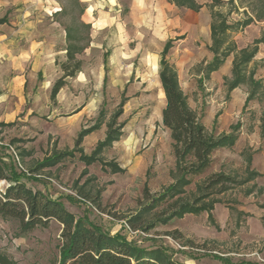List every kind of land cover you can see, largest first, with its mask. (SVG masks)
<instances>
[{
	"label": "rangeland",
	"instance_id": "374dc122",
	"mask_svg": "<svg viewBox=\"0 0 264 264\" xmlns=\"http://www.w3.org/2000/svg\"><path fill=\"white\" fill-rule=\"evenodd\" d=\"M249 3L222 0L212 4L230 26L227 39L235 51L209 77L204 71L212 58L209 8L197 15L205 23L196 30L195 39L184 45L177 42L168 54L188 105L206 130L216 137L229 134L230 126L238 123L239 127L234 145L213 152L204 173L188 175L190 184L179 195L151 208L144 189L157 198L178 178L169 131L161 122L165 98L154 72L162 38L181 32L173 25V17L166 16L159 30L135 25L119 33L112 27L95 34L90 28L89 41L80 43L85 49L76 56L82 63L81 73L66 79L52 102L50 89L62 76L56 63L65 61L62 28L77 27L80 38L87 36L81 26L84 5L79 0H0V19H5L1 33L7 45L0 56V160L6 174L31 191L58 200L75 219H85L132 247L158 249L173 264H222L221 258L264 264L263 44L245 69L261 84L257 95L243 107L247 86L228 93L225 84V79H231L234 54L251 47L264 32V22L240 27L248 17L242 6ZM127 6L117 8L122 20L128 15ZM131 15L136 24L139 14ZM106 55L107 82L102 89ZM132 70L134 76L124 86L121 78ZM123 95L126 101L117 119L120 139L111 147L97 149L93 162L86 165L80 155L91 156L104 140L106 125ZM82 107L84 113L77 117ZM99 120L100 128L84 137L75 150L78 133ZM57 155L61 159L50 164ZM192 162L187 159L184 166ZM112 163L123 172H112ZM218 173L240 185L220 195H202L203 181ZM8 184L0 181V190ZM175 201L197 208L199 214L171 218ZM61 229L52 220L45 228L21 233L16 221L0 217V254L14 264H59Z\"/></svg>",
	"mask_w": 264,
	"mask_h": 264
},
{
	"label": "trees",
	"instance_id": "16d2710c",
	"mask_svg": "<svg viewBox=\"0 0 264 264\" xmlns=\"http://www.w3.org/2000/svg\"><path fill=\"white\" fill-rule=\"evenodd\" d=\"M164 1L177 8H185L194 12H198L201 8L195 0ZM221 1L211 0V4L207 6L211 11V46L209 51L213 57L205 65L206 78L211 73L216 72L235 51L233 43L228 42L227 39L230 26L221 13L213 10L214 5L212 4ZM249 2V5L242 6L248 17L241 22V28L247 27L252 22H264V0H249ZM228 3H233V0H228ZM82 13L83 8L81 7L80 15ZM3 23H5V19H0V24ZM81 26L87 30L85 38L79 37L77 27H66L64 29L66 46L63 51L65 52V61L60 64L56 63L62 72V76L53 83L50 89L49 98L52 102H55L59 91L66 85V79L73 78L81 71L82 63L76 56L85 49V46L80 43L89 41L88 31L90 25L81 23ZM259 44L264 45V32H262V38L254 40L251 47L241 49L234 54L231 64V79L230 81L225 79L228 93L240 85L247 86V97L243 107L257 95V89L261 87L259 82L254 81L253 73L247 74L245 72L246 66L255 57ZM170 48L171 41H168L160 53L159 61V80L165 98V107L161 112V122L169 131L178 178L173 185L157 198H151L147 189H144V198L149 200L151 208L159 204L160 201H165L166 198L174 199L179 195L182 192L181 189L190 184V180L187 178L188 175L198 176L204 173L212 163L211 155L213 152L234 145L237 139L236 131L239 127L238 123L235 126H230L229 134L216 137L206 130L200 123L196 113L189 107L187 98L179 87L174 66L166 60ZM125 101L126 98L123 95L117 110L106 125L104 140L97 145L93 154L89 157L80 155V160L86 165L93 162L91 157L95 155L97 149L111 147L114 142L120 139L122 133L117 119L123 112ZM99 116L101 117L103 114L100 112ZM215 122L216 117L214 118ZM100 126L101 121L99 120L94 126L82 129L76 137L74 149L78 150L84 137L98 130ZM260 138L264 140V134H261ZM60 159V156L57 155L49 163H56ZM187 159H192L193 162L189 163L188 166H184ZM250 163L251 159L249 158L248 164ZM1 164L0 160V181H7L9 184L3 190H0V217L16 221L21 233L32 231L37 227L45 228L52 220L59 223L62 226L59 236V264H173L158 249L142 250L132 247L117 235L109 236L102 233L85 219H75L72 214L63 209L58 200H52L39 192H33L15 178L8 176ZM110 167L114 173L123 172L115 163H112ZM233 185H240V183L225 174H213L203 181L199 192L202 195H208V193L209 195H220L231 189ZM214 204L215 202L211 203L208 211L212 210ZM196 209L193 206H188V204L175 201L170 217L181 218L183 215L190 213L197 215L199 210ZM129 223L132 226L131 221ZM187 245H191V242L187 241ZM219 260L222 264H247L245 262L232 263L227 258ZM0 264L14 263L7 256L0 254Z\"/></svg>",
	"mask_w": 264,
	"mask_h": 264
},
{
	"label": "crops",
	"instance_id": "0c3cea01",
	"mask_svg": "<svg viewBox=\"0 0 264 264\" xmlns=\"http://www.w3.org/2000/svg\"><path fill=\"white\" fill-rule=\"evenodd\" d=\"M195 1L201 6L198 12H194L192 10L185 9V8H177L174 5L164 0H122V3L119 2L120 4L119 3L117 4V0H79V3L81 5H84V7H82L83 13L81 14V23L90 25V28H92L95 34L103 33L104 30H106L107 28H112V27L115 28L117 32L119 33V31L124 29L125 27L134 28L135 25L139 28H144V29L154 26L159 30L160 27L163 25V22L166 16H172L174 19L173 25L177 27V29H179L181 32L179 34L175 33V36H172V37L167 36L165 38H162V40L160 41L161 47H160V51L158 54V61L157 62L155 61L156 70L154 71L156 74H158V79H159L160 53L162 52L165 44L168 41H171V48L169 49L166 55V60L168 61V54L170 50L173 49V45L176 44L177 42H179L181 45H184L187 42L195 39L196 30L199 29L201 26H203L205 23L204 19L202 17L198 19L197 15L201 13L205 7L208 6V4L206 5V3H208V0H195ZM210 3H211V0H210ZM121 4L128 5L127 6L128 15L124 18V20L120 19V16H119L120 11L117 9L119 8ZM134 12L139 14L136 24L133 22L134 20L131 15ZM54 13L56 15V12ZM254 23L258 24V22H254ZM210 24H211V21H210ZM210 24L208 26V29H209V38H210V46H211ZM260 24L263 25L262 22ZM3 25L4 23L0 24V56L3 53H5L6 48H7L6 42H4L6 40L5 35L1 33V27H3ZM252 25L253 23H251L247 27H250ZM64 29L65 28H62L63 35L65 37ZM158 35L162 36V32H158ZM128 41L131 42V40H128ZM208 51H209V48H208ZM62 52L64 51L62 50ZM134 55H136V53H134ZM108 57L109 55L103 56L102 64H103L104 73H103V78H102V89H104V86L106 85V82H107V70H108L107 59ZM231 64H232V61H231ZM175 70L177 73L179 87L181 91L183 92L181 88V84L179 82L178 70L176 68ZM133 76H134V73L132 70L129 73H127L125 77L121 78L123 85L124 86L127 85ZM159 83H160V80H159ZM124 91H126V87L123 88L122 92ZM84 108L85 107H82V109L76 114L77 117H80L83 115Z\"/></svg>",
	"mask_w": 264,
	"mask_h": 264
}]
</instances>
